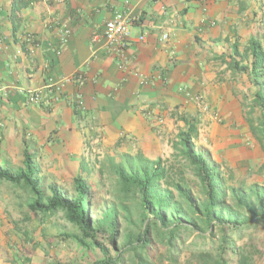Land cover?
<instances>
[{"label":"crops","instance_id":"1","mask_svg":"<svg viewBox=\"0 0 264 264\" xmlns=\"http://www.w3.org/2000/svg\"><path fill=\"white\" fill-rule=\"evenodd\" d=\"M12 1L0 0V149L14 137L24 148V134L52 152H75L85 137L94 148L100 135L110 149L133 139L157 148L155 134L174 112L202 110L196 96L223 105L232 97L230 81H247L234 78L223 58L253 0H33L16 14ZM120 11L137 18L126 68L104 49L106 23ZM31 89L42 90L39 102L27 99ZM77 92L81 111L71 100ZM158 114L165 125L154 124Z\"/></svg>","mask_w":264,"mask_h":264},{"label":"trees","instance_id":"2","mask_svg":"<svg viewBox=\"0 0 264 264\" xmlns=\"http://www.w3.org/2000/svg\"><path fill=\"white\" fill-rule=\"evenodd\" d=\"M33 0H13L12 14L18 5L28 6ZM1 15V14H0ZM227 59L230 70L244 74L254 86L251 106H244V116L251 131L262 140L264 138V48L254 37H250L244 50L238 42L233 43ZM80 85V84H79ZM73 106L79 110L71 97ZM183 125L172 141L174 158L181 166L178 177L171 175L162 158L150 159L143 152L122 153L121 160L115 162L109 157L110 169L118 178V188L128 196L138 195L140 219L138 224L128 216L130 229L123 235L122 247L120 222L116 204L106 206L101 217L96 216L97 207L93 200L91 186L81 176L74 177L76 196H68L60 187L50 185V195L46 196L38 179L39 166L36 163V150L24 143L22 166L14 169L0 164V180L28 189L33 197L30 206L33 210L54 212L61 210L66 219L78 228L74 238L86 248L99 250V258L92 264H155L149 249L156 240L167 243L169 252L176 250V239L183 230L196 232L218 244L210 248L198 249L194 258L196 264H262L264 255L254 233L249 241L238 245L244 237L242 227L264 223V187L251 188L252 195L243 187L228 185L219 166L210 154L197 151L195 140L199 137V120L196 116L183 113ZM191 171L197 182L199 197L189 180ZM233 200V204L229 203ZM121 207H123L121 205ZM99 210V209H98ZM105 236V243L99 235ZM154 238V239H153ZM257 240V242H255ZM174 261L176 259L172 257Z\"/></svg>","mask_w":264,"mask_h":264},{"label":"rangeland","instance_id":"3","mask_svg":"<svg viewBox=\"0 0 264 264\" xmlns=\"http://www.w3.org/2000/svg\"><path fill=\"white\" fill-rule=\"evenodd\" d=\"M242 15L244 18L248 16L246 23H243L244 31L238 29L232 39H227L231 43L228 51L231 52L235 42L240 44V50L243 51L250 37H254L264 48V0H253L252 7L243 11ZM230 83V102L227 101L223 105L207 102L203 95L201 99L205 108L200 106L202 110L189 112L199 120V137L195 140V147L199 152L210 154L228 185L243 187L254 199L252 186L259 185L260 191L264 187V138L260 140L251 131L243 111L244 106H251L255 86L249 80L241 79ZM176 113L168 117L165 130L155 134L161 142L157 148H152L142 139H133V143L129 145L124 142V147L116 145L110 149L106 144H102L105 140L104 136L100 135L97 138L101 139L102 143L96 142L99 144L94 148L91 147L92 139L85 137L82 147L75 152H52L44 149L45 145L41 146V149L30 143L33 141L30 135L24 134L23 140L27 141L24 138L29 137L30 140L25 143L36 149V163L40 169L38 179L46 196L51 193V184L60 187L70 197L76 196L74 177L79 175L92 188L97 217H101L106 206L116 204L120 208L119 246L122 247L123 235L130 229L127 217L136 224L140 219L139 198L136 194H131L128 198L123 196L118 188V178L110 169L109 157L119 162L122 153L134 154L141 151L152 160L162 158L171 175L178 177L181 163L179 159L174 158L172 141L183 123L181 114ZM161 125L156 124L158 127ZM19 142L16 137L4 141L0 149V164L14 169L22 166L24 148ZM186 174L196 196L199 197L194 174L191 171ZM33 197L24 186L0 180V264H92L99 258L98 249L86 248L74 238V234L79 235L78 228L66 219L63 211L33 210L30 206ZM229 203L233 204V200H229ZM242 232L244 237L241 241L238 240V245L249 241V234L254 233V237L262 241L259 243L264 252V223L259 224L257 229L254 226L242 227ZM156 239L155 236L149 249L155 264H196L195 251L218 244L217 236L210 240L209 237H202L196 232L183 230L178 234L175 241L176 250L171 254L168 244ZM99 240L104 242L105 236L99 235ZM261 262L264 264V255Z\"/></svg>","mask_w":264,"mask_h":264},{"label":"built area","instance_id":"4","mask_svg":"<svg viewBox=\"0 0 264 264\" xmlns=\"http://www.w3.org/2000/svg\"><path fill=\"white\" fill-rule=\"evenodd\" d=\"M1 14V9H0ZM137 20L136 17L132 16L130 13L126 11L116 12L106 23L104 39H105V51L107 54H112L118 57H121L123 61L120 66L126 68V60H125V50L126 46L128 45L130 36H131V28L133 23ZM66 34H70L69 31H66ZM145 35H140L139 40H144ZM164 40L169 39V34L163 35ZM140 75V74H139ZM75 76V75H74ZM142 76V75H140ZM75 79V78H74ZM79 79V80H78ZM78 79H76L79 84H83L84 76L81 72L78 73ZM144 79V78H143ZM65 81H61V85L56 86V90L61 92L62 83ZM144 84L149 83V81H143ZM58 98V97H57ZM27 99L31 103H37L42 99V90L41 89H31L27 92ZM197 103L200 104L201 107L205 108V103L201 99L200 96H196L194 98ZM74 102L76 107L79 110H82L85 106L84 97L80 92H77L74 95ZM208 108V107H207ZM164 117L160 114L156 115L154 123L156 124H163Z\"/></svg>","mask_w":264,"mask_h":264}]
</instances>
